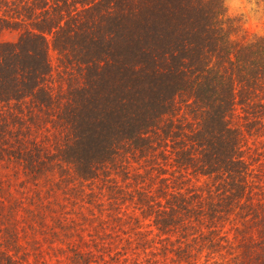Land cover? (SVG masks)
Listing matches in <instances>:
<instances>
[{"label": "trees", "instance_id": "1", "mask_svg": "<svg viewBox=\"0 0 264 264\" xmlns=\"http://www.w3.org/2000/svg\"><path fill=\"white\" fill-rule=\"evenodd\" d=\"M239 32L222 0H0V264H264Z\"/></svg>", "mask_w": 264, "mask_h": 264}, {"label": "rangeland", "instance_id": "2", "mask_svg": "<svg viewBox=\"0 0 264 264\" xmlns=\"http://www.w3.org/2000/svg\"><path fill=\"white\" fill-rule=\"evenodd\" d=\"M222 1L226 9V17L240 28V32L235 37L236 39L245 38L246 40H251L257 37H264V35L260 34L264 31V0H237L235 7H233L234 0ZM3 40H14L13 34H6ZM49 59L51 64L56 66L57 56L53 51L49 52ZM123 216L125 217V215ZM144 224L145 222L141 221L137 226L129 225L127 218L123 227V237L134 239L133 235L145 228ZM149 238L152 239V236H149Z\"/></svg>", "mask_w": 264, "mask_h": 264}, {"label": "clouds", "instance_id": "3", "mask_svg": "<svg viewBox=\"0 0 264 264\" xmlns=\"http://www.w3.org/2000/svg\"><path fill=\"white\" fill-rule=\"evenodd\" d=\"M236 3H237V0H234L233 7L236 6ZM260 34H261V35H264V31H262Z\"/></svg>", "mask_w": 264, "mask_h": 264}]
</instances>
